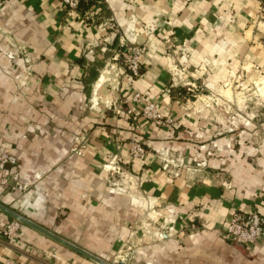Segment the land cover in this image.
<instances>
[{
    "label": "crops",
    "instance_id": "crops-1",
    "mask_svg": "<svg viewBox=\"0 0 264 264\" xmlns=\"http://www.w3.org/2000/svg\"><path fill=\"white\" fill-rule=\"evenodd\" d=\"M135 43L132 76L118 58ZM237 73L264 78V0H0V151L29 186H0V262L264 264V233L224 234L236 212L264 217V121L206 103ZM136 90L172 120L144 117ZM111 156L132 186L104 168ZM163 216L172 229L142 234Z\"/></svg>",
    "mask_w": 264,
    "mask_h": 264
},
{
    "label": "built area",
    "instance_id": "built-area-1",
    "mask_svg": "<svg viewBox=\"0 0 264 264\" xmlns=\"http://www.w3.org/2000/svg\"><path fill=\"white\" fill-rule=\"evenodd\" d=\"M64 3L68 8H76L81 0H59ZM145 49L143 43H137L130 45L123 49L120 55L124 59L125 67L132 76H137L140 73L141 54ZM131 99L135 102H142L140 113L154 121L156 124L165 125L172 119L169 114H164L160 111L157 102L148 98L140 90L132 92ZM131 109L128 108L127 111ZM79 151V150H78ZM145 148L142 143L132 138L130 140L129 154L133 158L143 156ZM17 167V158L8 150L0 151V186L8 188L16 192H24L28 189V185L20 181V174ZM104 168L111 174L118 173L122 177H128V181L133 180L132 176L127 173L124 174L123 169L115 161V156H111L108 163L104 164ZM21 222L19 219H12L1 229L3 235L7 238H12L14 234L19 230ZM168 229H172L171 226ZM161 230L156 232V236H162ZM264 233V217L258 212H236L229 219L224 234L234 240L245 245H251L255 243ZM0 264H21L12 258L3 259Z\"/></svg>",
    "mask_w": 264,
    "mask_h": 264
},
{
    "label": "rangeland",
    "instance_id": "rangeland-1",
    "mask_svg": "<svg viewBox=\"0 0 264 264\" xmlns=\"http://www.w3.org/2000/svg\"><path fill=\"white\" fill-rule=\"evenodd\" d=\"M118 59V65L122 64L124 67L125 63L123 57L120 55ZM171 65H174V62H172ZM109 67H111L110 64ZM173 69H175L174 66ZM261 77L262 76L260 75L248 76L240 73L232 74L227 80V83L223 86L225 89L221 87V89L211 91L209 95L210 101L206 103H209L208 105L214 104L216 107L219 105L220 113L222 112L221 114H226L227 119L230 116L231 118L238 116L243 119V122L245 119L252 117L257 119V121H264V78ZM182 81H185L184 77ZM106 82L108 84L103 86V90L105 92L112 91L117 87L116 80H113L112 78L107 79ZM113 98V96H105L106 102L112 101ZM106 163H108V161H106L104 164ZM112 175H115L118 181L121 179L118 185L119 187L124 188V186H127L128 184L132 186L131 182L128 183V177H122V175L118 173H113ZM148 221L143 223V225L140 227L142 234L151 235L153 238L157 239L159 236H156V234L154 235V232L157 231V229L154 227H158L159 224H162L164 229L171 225L167 218L166 221H164V216L161 220H159L158 223L155 224L153 223L152 219L150 223H147Z\"/></svg>",
    "mask_w": 264,
    "mask_h": 264
},
{
    "label": "bare ground",
    "instance_id": "bare-ground-1",
    "mask_svg": "<svg viewBox=\"0 0 264 264\" xmlns=\"http://www.w3.org/2000/svg\"><path fill=\"white\" fill-rule=\"evenodd\" d=\"M101 80H103V77L102 76L99 77V79L97 80V82L94 85V96L96 95L97 88L100 86V82H102Z\"/></svg>",
    "mask_w": 264,
    "mask_h": 264
},
{
    "label": "trees",
    "instance_id": "trees-1",
    "mask_svg": "<svg viewBox=\"0 0 264 264\" xmlns=\"http://www.w3.org/2000/svg\"><path fill=\"white\" fill-rule=\"evenodd\" d=\"M96 75H97V71L94 72V74L91 75L90 80H92L93 78H95Z\"/></svg>",
    "mask_w": 264,
    "mask_h": 264
}]
</instances>
